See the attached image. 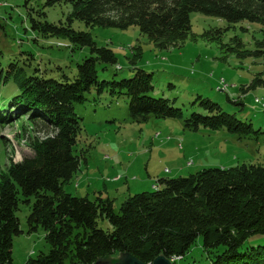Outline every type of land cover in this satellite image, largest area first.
<instances>
[{
	"label": "trees",
	"instance_id": "trees-1",
	"mask_svg": "<svg viewBox=\"0 0 264 264\" xmlns=\"http://www.w3.org/2000/svg\"><path fill=\"white\" fill-rule=\"evenodd\" d=\"M63 5L70 8L67 20L49 22L45 9ZM193 13L224 23L202 37L220 43L227 53L246 58L263 52L264 40L249 50L240 36L227 43L223 37L252 27L264 33V0H46L29 12L31 29L41 37L67 40L74 51L88 48L90 55L77 64L73 77L64 73L57 79L33 69V53L24 52L29 58L22 66L21 60L2 61L0 51V86L8 92H0V125L27 123L45 132L41 140L32 138L34 156L12 163L6 172L0 168V264H14V238L24 234L17 216L21 202L31 209L28 234L42 228L50 249L25 264H97L121 254L146 264L164 255L178 264L200 237L208 264H264V166L208 168L160 179L156 190L130 196L119 212L110 198L90 200L64 190L81 164L75 153L82 131L76 106H84L90 94L95 100L105 93L126 98L131 118L139 122L154 116L179 120L193 132L226 130L239 139L262 134L209 98L182 102L180 87L155 72L136 68L132 77L117 79L115 71L113 78L100 80V71L118 65L116 54L98 46L91 32L73 28L76 21L88 29L138 27L156 46L168 49L192 35ZM259 85L264 86L263 78H255L249 88ZM227 100L244 105L229 95Z\"/></svg>",
	"mask_w": 264,
	"mask_h": 264
},
{
	"label": "rangeland",
	"instance_id": "rangeland-1",
	"mask_svg": "<svg viewBox=\"0 0 264 264\" xmlns=\"http://www.w3.org/2000/svg\"><path fill=\"white\" fill-rule=\"evenodd\" d=\"M45 1L0 0L2 61L17 59L25 66L29 57L24 52H30L35 55L33 69L40 67L47 77L62 79L64 73L73 77L77 64L88 57L90 51L88 48L74 51L67 40L43 38L31 29L29 12L39 10ZM45 11L49 22L59 23L67 20L70 8L63 5ZM191 21L192 35L168 49L156 46L138 27L88 29L76 21L73 28L91 32L98 46L108 47L116 54L118 65L100 71V80L113 78L115 71L117 79L132 77L136 68L155 72L166 83L173 82L180 87L182 102L194 101L199 95L209 98L238 119L251 122L262 134L239 139L226 130L193 132L185 129L179 120L154 116L139 122L131 118L126 98H112L105 93L95 100V94H90L84 106H76V113L82 119V131L75 153L81 156V164L72 181L64 186L67 193L90 200L102 195L113 200L119 212L130 196L156 190L160 179L187 177L208 168L264 166V86L249 88L255 78L264 79V48L258 56L238 58L227 53L220 43L202 37L211 26L222 27L224 23L200 13H193ZM251 30L226 32L223 42L238 35L247 49L255 50L256 42L264 40V33L253 31V27ZM0 92L8 93L3 84ZM228 95L244 105L229 102ZM40 128L33 130L27 123L0 125L3 172L12 163L34 156L32 138L45 137L44 129ZM30 212L21 202L17 216L24 234L14 238V264H25L30 258L50 250L42 228L28 234ZM101 227L108 229L110 225L102 222ZM202 244L200 237L186 259L178 264H208Z\"/></svg>",
	"mask_w": 264,
	"mask_h": 264
},
{
	"label": "water",
	"instance_id": "water-1",
	"mask_svg": "<svg viewBox=\"0 0 264 264\" xmlns=\"http://www.w3.org/2000/svg\"><path fill=\"white\" fill-rule=\"evenodd\" d=\"M97 264H146L139 261L137 258L130 254H121L117 257L106 256L97 261ZM150 264H174L173 260L166 258L164 255H160L154 259Z\"/></svg>",
	"mask_w": 264,
	"mask_h": 264
},
{
	"label": "built area",
	"instance_id": "built-area-1",
	"mask_svg": "<svg viewBox=\"0 0 264 264\" xmlns=\"http://www.w3.org/2000/svg\"><path fill=\"white\" fill-rule=\"evenodd\" d=\"M225 88H227V85H226V86H224V89H225ZM256 102H257V103H259V101H258V100H257Z\"/></svg>",
	"mask_w": 264,
	"mask_h": 264
}]
</instances>
